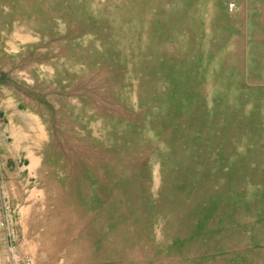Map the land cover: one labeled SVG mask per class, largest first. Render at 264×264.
<instances>
[{
  "label": "rangeland",
  "instance_id": "rangeland-1",
  "mask_svg": "<svg viewBox=\"0 0 264 264\" xmlns=\"http://www.w3.org/2000/svg\"><path fill=\"white\" fill-rule=\"evenodd\" d=\"M167 142L192 150L181 188L224 163L231 224L184 209L171 225ZM120 146L147 172L127 261L264 264V0H0V264H111L87 249V168Z\"/></svg>",
  "mask_w": 264,
  "mask_h": 264
},
{
  "label": "bare ground",
  "instance_id": "bare-ground-1",
  "mask_svg": "<svg viewBox=\"0 0 264 264\" xmlns=\"http://www.w3.org/2000/svg\"><path fill=\"white\" fill-rule=\"evenodd\" d=\"M191 3H193L191 6L193 7L194 1ZM130 16L131 14H127L124 17L129 18ZM181 145V143L167 142L155 155L156 158L164 163L167 170L178 168L176 173L171 172L172 189L170 190V193H172L171 196L173 201L170 202L168 206L169 211L176 214L173 216L174 219H172L171 225L178 221L177 218H179L180 211H184V209L187 211H193L195 209L200 213L199 216L206 214L212 215L214 224L210 227L213 231L218 226H227L231 224V216H234L235 208L229 204V199L232 196V193L226 189V179L229 176L220 170L224 163L221 161H214L212 163V166H214V177L212 180H209L208 186L201 191H194L190 187L181 188V184L185 179L183 168L186 166L185 163L192 155V150L183 151ZM139 147H141V143L138 139L133 142V149L129 151L128 149H125L124 146L117 148L118 154L108 153L105 150L101 154L94 156L96 164L94 163L87 168V188L90 191L89 200L91 203L90 211L94 214V218L86 221L88 229L87 233H89V235L85 237V240L89 241L87 243L89 253L93 254L98 252L100 255L98 259L99 263L120 264V261H122L126 264H136L129 262L130 260L127 261V258L124 257L125 251L123 250V247L126 245L134 246L143 241L146 242L142 232H146V230L149 229L150 223L144 216L145 211L143 210L142 194L144 195L143 190L147 193V188L142 184L141 180L147 177V172L142 169H134V166L131 165L128 160L129 158L121 162L118 157L121 153L128 151L129 154L132 150L135 151ZM169 148L173 150L172 153L168 152ZM131 156H133V154L130 155V157ZM102 159H104L103 163ZM108 159H110L112 163H110ZM228 164L229 162H226L225 165ZM120 166H123V169H120ZM129 182H131V188L128 187ZM218 184L221 186V190L216 192L213 188ZM99 194H103V197L97 199ZM185 198L191 201L190 205L185 204L183 201ZM110 199H112L114 203H110ZM126 201H133L135 203V210L131 209V211H128V208L124 204ZM203 203L207 205L206 209L203 207ZM144 206H146L145 202ZM137 210L140 213L139 215L143 217L140 219L134 218V220H140L139 223H135L134 220L130 223L128 217L134 216L137 213ZM147 210L148 209H146V211ZM122 212H126L127 217L123 216ZM244 212H246V209L242 210V213ZM193 219L194 218L192 217V221ZM189 221L190 220L186 221L187 225H189ZM195 231V228H190L189 234H193ZM133 232L141 234L139 240H136L133 237ZM153 253L156 254L158 252L152 250L146 254V257H148L147 259H152V256L154 257ZM86 261H89L88 258ZM140 264L159 263L146 260Z\"/></svg>",
  "mask_w": 264,
  "mask_h": 264
},
{
  "label": "built area",
  "instance_id": "built-area-1",
  "mask_svg": "<svg viewBox=\"0 0 264 264\" xmlns=\"http://www.w3.org/2000/svg\"><path fill=\"white\" fill-rule=\"evenodd\" d=\"M236 5L235 4H230L229 5V12L230 13H234L236 11ZM8 261H10L11 263H17L20 261V257L18 255V253L15 251L14 247L9 248V257H8ZM26 264H31V260H28Z\"/></svg>",
  "mask_w": 264,
  "mask_h": 264
}]
</instances>
